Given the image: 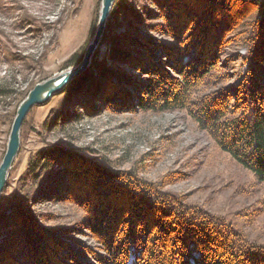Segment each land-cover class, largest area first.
<instances>
[{
  "label": "rangeland",
  "instance_id": "obj_1",
  "mask_svg": "<svg viewBox=\"0 0 264 264\" xmlns=\"http://www.w3.org/2000/svg\"><path fill=\"white\" fill-rule=\"evenodd\" d=\"M189 1L169 0L172 8L165 9L166 19L159 17L162 12L151 0H119L87 70L94 77L92 85L67 90L69 94L63 96L78 76L45 104L30 109L0 195V264H44L39 259L42 249L44 253L51 249V264H74L71 255L76 253L84 254L91 264H101L98 256L105 258L104 245L89 223L98 222L101 208L122 206L126 218L144 213L145 199L151 197L133 188L141 191L150 184L165 198L207 212L245 240L264 246V182L219 149L187 110H162L159 102L154 109L140 106L148 99L144 90L148 74L135 68L144 57L141 48L147 44L150 55L155 49L165 71L177 76L164 53L179 50L181 36L195 29L189 20L203 8L187 7L181 19L177 11ZM99 6L100 0H0V85L12 90L0 97V162L20 101L36 83L70 67L65 63L72 54L84 51ZM196 29L200 37L203 32ZM233 32L218 51L213 69L217 81L207 89L226 88L232 100L236 95L231 89H239L251 70L246 45L234 42ZM114 48L126 54L125 62ZM112 88L116 93L107 95L105 90ZM48 144L58 146L50 148L53 158L46 169L50 168L32 184L28 160ZM163 205L159 201L155 208ZM23 221L29 225L25 229L20 226ZM47 236L59 240L58 245L44 242ZM54 247L58 256L52 253Z\"/></svg>",
  "mask_w": 264,
  "mask_h": 264
},
{
  "label": "trees",
  "instance_id": "obj_2",
  "mask_svg": "<svg viewBox=\"0 0 264 264\" xmlns=\"http://www.w3.org/2000/svg\"><path fill=\"white\" fill-rule=\"evenodd\" d=\"M118 1H115L110 17L116 11ZM151 1L161 10L159 17L167 19L165 9L172 8L169 0ZM187 7L198 11L203 8V12H198L189 20V26L195 29L189 36L178 38L181 43L179 50L173 53L165 50L164 56L177 76L173 77L165 71L161 59L155 56V49L152 50L153 55H150L151 50L147 44L145 48H141L144 57H141L140 62H135L139 65V68H135L148 74L144 81L148 99L141 100L140 106L142 109H154L159 102L162 110H187L198 126L208 132L219 149L248 169L257 181L264 182V88L259 87V84L264 86V0H190L189 4L177 8V11H181L180 19L181 14L189 10ZM171 19H175L173 15ZM96 21L90 34L94 31ZM232 24L236 28L230 29ZM196 27L199 33L203 32L201 35L197 33L200 37L196 36ZM235 30L233 38L236 37L233 41L246 45L250 63L248 69L251 70L242 79L243 82H240L239 89H231L233 95H236L232 100L226 88L214 92H208L207 89L213 86V81H217L213 69L218 62V54L228 39L227 35ZM243 30H246L245 34ZM135 43L139 45L137 41ZM82 54L83 50L72 54L65 67L77 64ZM114 54L125 62L126 54L122 51L114 48ZM185 56L188 57L186 61L183 60ZM107 73V70L104 71V74ZM92 77L91 70L79 76L65 88L63 96H67L71 89L78 91L85 85H92ZM203 89H206L205 93L198 97L196 92H202ZM105 91L107 95L116 93L114 88L111 92ZM11 93L9 87L0 85V97H7ZM124 95L122 92L121 96ZM58 119L56 117V121ZM35 132L39 134L40 130L36 129ZM55 146L57 145L48 144L40 148L28 160L26 171L29 176L33 175L30 177L32 184H37L49 170L50 167L46 168L53 158V150L50 148H56ZM107 178L112 180L111 175H107ZM149 186L151 188L147 187L145 190L143 187L142 193L133 188L140 192L139 195L151 197L150 201L145 199L148 201V210L144 213L137 211L134 216L126 218L122 206L116 210L108 207L104 211L101 208L98 222L89 223L90 229L98 233L104 245L105 258L98 256L101 264H264V246L245 240L230 225L207 212L190 208L178 199L165 198V193L159 192L156 185ZM136 197L138 196H134ZM162 200L165 206L155 208V204ZM15 211L19 214L18 208ZM20 226L25 229L29 225L23 221ZM121 226L122 230L119 232ZM38 233L39 231L37 235ZM44 242L55 244L56 247L59 240L54 236H47ZM33 244H38V240ZM55 247L52 253L55 251V256H58V249ZM40 251L39 259L44 264L53 263L48 254L51 249L48 253H44V249ZM83 255H71L74 264H91ZM37 259L38 256L32 257L31 261ZM47 259L49 263H45Z\"/></svg>",
  "mask_w": 264,
  "mask_h": 264
},
{
  "label": "water",
  "instance_id": "obj_3",
  "mask_svg": "<svg viewBox=\"0 0 264 264\" xmlns=\"http://www.w3.org/2000/svg\"><path fill=\"white\" fill-rule=\"evenodd\" d=\"M116 0H100L99 14L93 34L87 42L80 61L49 78L36 83L20 101L12 120L5 151L0 162V195L20 146L21 126L33 106L45 104L51 96L61 91L74 78L82 75L92 66V58L102 42L111 10Z\"/></svg>",
  "mask_w": 264,
  "mask_h": 264
}]
</instances>
